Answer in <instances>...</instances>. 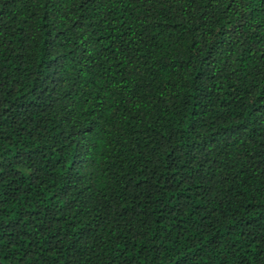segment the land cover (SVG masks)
<instances>
[{
    "label": "trees",
    "instance_id": "trees-1",
    "mask_svg": "<svg viewBox=\"0 0 264 264\" xmlns=\"http://www.w3.org/2000/svg\"><path fill=\"white\" fill-rule=\"evenodd\" d=\"M0 264H264V0H0Z\"/></svg>",
    "mask_w": 264,
    "mask_h": 264
}]
</instances>
